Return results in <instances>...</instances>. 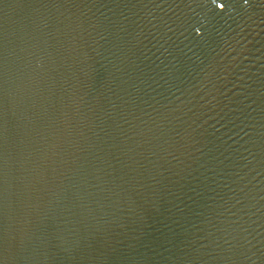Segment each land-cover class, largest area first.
I'll use <instances>...</instances> for the list:
<instances>
[{"label":"water","instance_id":"1","mask_svg":"<svg viewBox=\"0 0 264 264\" xmlns=\"http://www.w3.org/2000/svg\"><path fill=\"white\" fill-rule=\"evenodd\" d=\"M0 264H264V0H0Z\"/></svg>","mask_w":264,"mask_h":264}]
</instances>
